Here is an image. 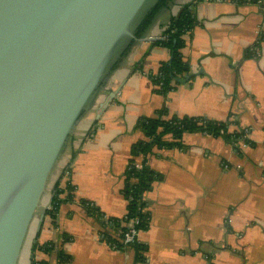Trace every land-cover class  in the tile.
<instances>
[{
    "label": "crops",
    "instance_id": "1",
    "mask_svg": "<svg viewBox=\"0 0 264 264\" xmlns=\"http://www.w3.org/2000/svg\"><path fill=\"white\" fill-rule=\"evenodd\" d=\"M170 0L115 69L93 108L83 117L51 175L42 208L51 207L55 187L65 192L56 218L42 209L26 237L18 264H140L135 250L113 248L104 239L103 219L127 213L123 195L133 147L146 140L140 119L201 117L230 121L229 132L248 131L249 143L222 137L184 135L179 148H155L146 159L156 173L143 201L149 226L138 241L147 247L144 264H264V0H204L194 12L198 26L182 50L191 79L167 96L149 78L171 58L155 45L183 6ZM262 39V40H261ZM261 41L256 58L247 51ZM167 140L171 141L170 137ZM143 157L136 165L143 167ZM52 199L50 201V198ZM49 244L47 255L35 246ZM142 264V263H141Z\"/></svg>",
    "mask_w": 264,
    "mask_h": 264
},
{
    "label": "water",
    "instance_id": "2",
    "mask_svg": "<svg viewBox=\"0 0 264 264\" xmlns=\"http://www.w3.org/2000/svg\"><path fill=\"white\" fill-rule=\"evenodd\" d=\"M160 1L0 0V264L41 209L42 227L51 175Z\"/></svg>",
    "mask_w": 264,
    "mask_h": 264
},
{
    "label": "trees",
    "instance_id": "3",
    "mask_svg": "<svg viewBox=\"0 0 264 264\" xmlns=\"http://www.w3.org/2000/svg\"><path fill=\"white\" fill-rule=\"evenodd\" d=\"M204 0H192L189 4L182 7L180 12L171 20V23L163 32L162 39L155 42V45L161 46L169 50L171 58L168 62H164L159 67L155 74L149 76L154 92L156 94L167 96L175 87L186 80L191 79L189 76L190 66L184 60L182 50L186 46L185 36L193 32L198 26V21L195 16L194 9L196 5ZM243 1V0H241ZM254 1V0H251ZM170 0H161L158 6L153 10L152 14L148 17L143 27L139 31L141 36L145 30L151 25L155 16L159 11L165 8ZM262 40V39H261ZM261 41L249 50L245 54V59L256 58V51L260 48ZM168 115L167 110L159 112L156 119H140L136 125V128L141 130L146 137V140L137 143L132 149L133 159L129 161L125 177L126 183L123 191V195L127 200V213L121 219L109 218L104 219V216L98 209H95L89 203H84L90 214L103 219L104 227L108 230L114 231L122 239L127 232V229L122 227L123 223H129L132 220H136L135 226L137 231H145L148 229L150 216L148 213H144L146 207L143 201L144 194L151 190L153 182L157 179L156 173L152 172L146 165V159L153 153L155 148H179L182 149L183 145L181 140L184 135L187 134H207L213 137H222L231 145H237L240 141L249 143L245 131L242 132H229V126L232 122H217L207 120L205 118L197 117H170L166 119ZM167 137L171 138V141L167 140ZM143 157V167H136V159ZM73 188L70 185L63 190L57 185L55 187L51 209L47 211V215L51 218H56L61 205L68 199H71V195H68L66 200L62 199V195L65 192H72ZM104 239L108 244L115 245L119 250L132 247L135 250L137 263H145V253L147 247L139 243L138 241L131 246H123L112 235L105 233ZM35 251L43 252L47 255H52L56 251L55 246L49 244L35 246ZM58 264L64 263L68 258L61 251L57 252ZM37 264V263H35ZM44 264V263H39Z\"/></svg>",
    "mask_w": 264,
    "mask_h": 264
},
{
    "label": "built area",
    "instance_id": "4",
    "mask_svg": "<svg viewBox=\"0 0 264 264\" xmlns=\"http://www.w3.org/2000/svg\"><path fill=\"white\" fill-rule=\"evenodd\" d=\"M246 135L248 134V131H245ZM137 168H141L140 166H137ZM51 207H48V210H50ZM137 224L136 220H132L129 223H123L122 227L127 229V232L125 233L124 237L122 239H119L117 236V240L123 245V246H131L134 245L138 241V236L140 231H137L135 226ZM119 235V234H118ZM139 242V241H138ZM113 248H117L115 245H111Z\"/></svg>",
    "mask_w": 264,
    "mask_h": 264
}]
</instances>
